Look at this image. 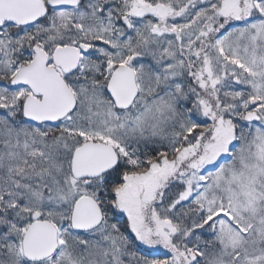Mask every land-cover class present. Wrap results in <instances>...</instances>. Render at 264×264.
<instances>
[{"label":"snow or ice","instance_id":"snow-or-ice-1","mask_svg":"<svg viewBox=\"0 0 264 264\" xmlns=\"http://www.w3.org/2000/svg\"><path fill=\"white\" fill-rule=\"evenodd\" d=\"M0 264H264V0H0Z\"/></svg>","mask_w":264,"mask_h":264}]
</instances>
